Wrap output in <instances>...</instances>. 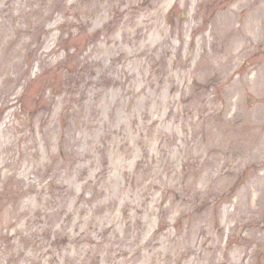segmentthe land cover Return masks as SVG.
<instances>
[{"label":"rangeland","instance_id":"374dc122","mask_svg":"<svg viewBox=\"0 0 264 264\" xmlns=\"http://www.w3.org/2000/svg\"><path fill=\"white\" fill-rule=\"evenodd\" d=\"M125 2L146 39L229 30L172 70L179 119L140 79L81 96L100 0H0V264H264V0Z\"/></svg>","mask_w":264,"mask_h":264},{"label":"bare ground","instance_id":"6f19581e","mask_svg":"<svg viewBox=\"0 0 264 264\" xmlns=\"http://www.w3.org/2000/svg\"><path fill=\"white\" fill-rule=\"evenodd\" d=\"M100 2L101 5L95 6L94 13L101 19L102 26L95 27L94 43L84 53V64L88 67V74L83 79L81 96H87L86 92L89 87L92 88L90 91H93L94 98H97L109 87L117 88L120 97L130 107L137 94L132 82L140 79L142 81L141 91L147 85L156 90L166 86L165 89L169 96L164 101L168 109L167 116L179 119V112L176 109L178 100L172 96V93L178 90L181 85L177 83L179 80L177 73H173L172 70H180L182 64L190 65L191 60L196 58L199 53V45H207L210 42L212 46H215L226 31L229 33L227 26H224L219 19L214 22L210 31V34L213 35L212 40L205 34H201L198 40L196 38L198 33L187 40L185 39V32H183L178 46L171 40L172 30L167 31L165 28L162 29V34L159 35L158 40L146 39L147 30L155 25V18L158 13L157 11L151 12L143 19L138 14L145 8L155 5H146L145 7L123 5L127 3L125 0H117V2L100 0ZM90 13L91 9L88 5L83 7L84 25H88ZM223 22L226 24V21ZM235 36L236 33L233 36L236 39ZM123 43L128 44V46L125 48ZM232 49L233 47L228 46L220 51L215 47L211 57L217 59L218 62L222 59L223 63H228L237 57L231 51ZM106 51H108L107 54ZM93 52L99 55L96 54L95 58L91 59L90 56ZM207 55L205 51L203 56L204 59L207 57L208 60L209 56ZM210 61V65L216 64ZM94 103L91 101L92 105ZM158 121V118H152L151 123L145 124L149 132L154 131V124Z\"/></svg>","mask_w":264,"mask_h":264}]
</instances>
